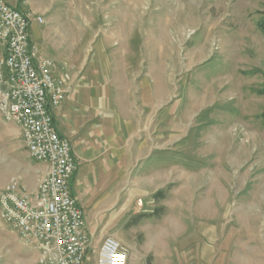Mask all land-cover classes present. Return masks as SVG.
<instances>
[{"label":"rangeland","instance_id":"rangeland-1","mask_svg":"<svg viewBox=\"0 0 264 264\" xmlns=\"http://www.w3.org/2000/svg\"><path fill=\"white\" fill-rule=\"evenodd\" d=\"M26 1L31 21L86 53L68 58L111 66L127 86L112 98L130 123L125 150L104 153L125 161L96 168L83 190L93 236L137 261L155 243L190 241L224 264H264V0ZM38 168L0 111V189L36 183ZM36 258L0 219V264Z\"/></svg>","mask_w":264,"mask_h":264},{"label":"built area","instance_id":"built-area-1","mask_svg":"<svg viewBox=\"0 0 264 264\" xmlns=\"http://www.w3.org/2000/svg\"><path fill=\"white\" fill-rule=\"evenodd\" d=\"M31 19L0 0V111L18 125L27 154L46 169L34 192L15 178L0 189V219L35 251L38 264H88L89 254L93 264H127L126 249L114 237L106 235L92 245L71 192L76 160L69 140L54 127L52 109L71 90L72 74L49 57H37L30 41Z\"/></svg>","mask_w":264,"mask_h":264},{"label":"crops","instance_id":"crops-1","mask_svg":"<svg viewBox=\"0 0 264 264\" xmlns=\"http://www.w3.org/2000/svg\"><path fill=\"white\" fill-rule=\"evenodd\" d=\"M22 12L33 15V8L26 0H7ZM33 17V16H32ZM30 41L34 45L36 55L39 58H51L57 67L67 66L72 74V87L63 102L52 109L53 124L56 131L70 142L72 152L76 160V170L72 177L71 192L79 206L82 208L87 230L92 235V245L100 243L101 239L95 237L94 225L87 220L84 211L88 194L97 180L96 168L119 167V160L111 164L110 157L104 153L125 150L127 142L128 118L119 110L117 101L112 98L127 92V86L119 87L115 80L107 76L112 71L111 66L90 63V57L83 63L80 59L68 58L79 54L81 46L78 42L65 45L63 39L53 37L50 24H39L35 19L30 23ZM62 34V33H61ZM77 52V53H76ZM51 54L53 56H51ZM2 52L0 51V62ZM89 61V63H88ZM116 70V69H115ZM95 71L102 74L97 76ZM109 78V79H107ZM126 89V90H125ZM117 99V97L115 98ZM19 131V127H18ZM103 153V156L100 155ZM106 160H105V158ZM106 161V165L103 163ZM37 178L45 169L46 164L38 162ZM101 176V174L99 175ZM98 176V177H99ZM30 192L36 189V183L25 186ZM85 190V192H83ZM94 238V239H93ZM178 250H175V249ZM181 248V250H180ZM150 257L147 258V254ZM93 255L88 256V264H93ZM232 263L227 257L207 256L199 252L191 251L190 241H179L178 245L170 241L155 243L149 251L139 252L138 261L128 255L127 264H224Z\"/></svg>","mask_w":264,"mask_h":264},{"label":"trees","instance_id":"trees-1","mask_svg":"<svg viewBox=\"0 0 264 264\" xmlns=\"http://www.w3.org/2000/svg\"><path fill=\"white\" fill-rule=\"evenodd\" d=\"M257 26H258V29H259L261 32L264 33V20L260 21V22L257 24ZM261 117H262V119H263V121H264V110H263L262 113H261Z\"/></svg>","mask_w":264,"mask_h":264}]
</instances>
